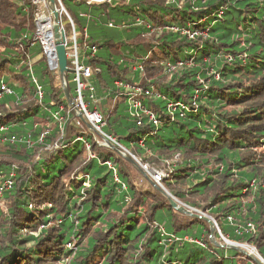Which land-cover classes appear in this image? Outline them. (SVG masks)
<instances>
[{
	"label": "trees",
	"instance_id": "trees-1",
	"mask_svg": "<svg viewBox=\"0 0 264 264\" xmlns=\"http://www.w3.org/2000/svg\"><path fill=\"white\" fill-rule=\"evenodd\" d=\"M60 1L91 70L93 100L85 92L84 102L102 116L104 133L163 173L173 200L264 262V0ZM37 12L33 0H0V86L11 91L0 98V176H15L1 199L0 264H255L212 245L205 221L173 209L120 154L92 144L95 159L87 157L76 138L89 142L90 132L34 41ZM115 24L122 33L106 34ZM65 31L68 39L67 22ZM66 82L75 100L71 74ZM177 103L185 109H168ZM12 136L13 144L3 141Z\"/></svg>",
	"mask_w": 264,
	"mask_h": 264
},
{
	"label": "built area",
	"instance_id": "built-area-1",
	"mask_svg": "<svg viewBox=\"0 0 264 264\" xmlns=\"http://www.w3.org/2000/svg\"><path fill=\"white\" fill-rule=\"evenodd\" d=\"M83 2L87 6H97L101 4H108L112 0H76ZM173 1V0H171ZM55 3V9L58 16V23L60 27V31H63L65 36V50H66V58L67 62L69 61L70 66L68 69L71 71V75L73 76V83L75 84V104L78 109V111L81 113L83 119L90 125V136L91 140L89 142H86L84 138L77 137L76 141L82 143L85 148V153L87 154V157L89 159H95L93 153L91 152L92 144H95L99 148H105L110 149V145H113L115 147H119V145L116 143L115 139L112 137L106 135L104 133V120L102 116L99 114V112L94 109H89L87 104L84 102V93H89L90 100H93V89L91 85L89 84V79L91 78V70L89 67L85 66L83 62L81 61L79 47L77 44V34L75 33L74 25L72 22L71 17L68 15L64 7L62 6V3L60 0H54ZM33 4L38 7V12L36 14V31L34 35V41L37 42L41 48V54L45 58L48 69L50 71H57L58 70V64H57V57H56V51H55V38L53 33V26H54V16L50 9V4L48 0H33ZM63 19L66 20V22L69 25L70 28V35L68 36V39L66 38V31H65V24H63ZM136 22L139 24L141 21L139 19L136 20ZM147 29H152L150 25H146ZM167 30L170 31H176V28H168ZM86 35V30L83 31ZM181 34L186 35L189 39H192L194 35H192L189 31H183ZM195 35H198L197 33ZM90 56H93L96 52L95 47H91L89 49ZM28 66H30V61L28 62ZM178 66H181L179 63ZM169 71L173 70L174 68L170 65H167ZM133 71H141L142 67L139 65H135L132 69ZM34 82V80H33ZM36 85V82H34ZM119 88H123L124 90L128 92H138L136 88H131L129 86L123 85L121 83L115 84ZM37 92H38V98L42 99V91L40 87L37 86ZM11 91L9 88L1 84L0 86V98L3 95L10 94ZM148 92H145V95H148ZM129 109L131 111V115L137 119V124L140 125L141 123V116L140 111H143L141 102L136 99L135 96L129 101L128 103ZM178 108L185 109V107L179 103L177 104H168V109L170 111H175ZM64 111V108L61 106L58 108V112L55 113V118L57 120H61L60 114ZM59 115V116H58ZM144 115L148 117V119L152 122L154 126L157 125V121L153 118L151 114L144 111ZM7 132V127L0 126V136ZM3 141H9L10 144H13L16 141L15 137L10 138H4ZM27 145L30 147L31 143L30 141L27 142ZM54 148H57L56 146ZM121 148V147H120ZM120 155H123L125 153V150L121 148ZM106 165L112 169L110 163H106ZM143 169L146 171V173L149 175V179L156 184L157 186H161V181L164 179L163 173H158L156 171H153L149 169L147 166H144ZM14 172L10 173L8 176H0V200L3 197V194L5 191L11 189L13 185V179H14ZM113 179L115 183L120 184V181L117 177V175L114 173ZM48 208L51 206L48 205ZM59 223V221L57 222ZM250 231H253L252 226H248ZM176 240V239H175ZM183 241L187 242H194L197 244H200L197 241H192L191 239L184 238ZM70 245H68L69 247Z\"/></svg>",
	"mask_w": 264,
	"mask_h": 264
},
{
	"label": "water",
	"instance_id": "water-1",
	"mask_svg": "<svg viewBox=\"0 0 264 264\" xmlns=\"http://www.w3.org/2000/svg\"><path fill=\"white\" fill-rule=\"evenodd\" d=\"M48 2L50 4V9H51L53 16H54L53 33H54V38H55V51H56V57H57L58 72H59V76H60V79H61L62 85H63L62 89H63V93H64V98L66 100V103H67L69 109L74 113V115L86 125L88 130H91L90 125L83 119L81 113L78 111L76 104H75L74 100L71 98L69 90L67 88L66 75L70 74L71 71L67 67L66 50H65V46H64L65 36H64L63 31H60V27H59V23H58V16L56 13L54 0H48ZM110 149L112 151L120 154V148L115 147L113 145H110ZM127 154H123L122 157L125 158V160L131 166H133L143 178H145L149 183H151V185L169 201V204L173 209H175L178 212H180L184 215H187L191 218L203 220L210 226V238H209V240H210L212 245H214L215 247H218V248H231L228 245L227 246L221 245L215 241V239H214L215 238V224L213 223V221L211 219H209L206 216L200 215V214L192 213L191 209H189L183 205H179L175 200H173V198H171L167 194V192H165L160 186H157L156 184H154L149 179V177L147 176L145 171L141 168V166L137 163V161L134 159L133 156H131L129 153H127ZM232 249H235L238 252H240L241 254L246 255L255 264H263V261L259 257H254L251 254L246 253L245 251L238 249V248L232 247Z\"/></svg>",
	"mask_w": 264,
	"mask_h": 264
},
{
	"label": "rangeland",
	"instance_id": "rangeland-1",
	"mask_svg": "<svg viewBox=\"0 0 264 264\" xmlns=\"http://www.w3.org/2000/svg\"><path fill=\"white\" fill-rule=\"evenodd\" d=\"M127 21H128V19H127ZM63 24H66V20L65 19H63ZM120 26H121V24L119 25V24H115V27H113V28H109V29H106V34H108L109 36H119V34H121L122 32H121V30H120ZM84 27H85V29L86 28H88V24H87V22L85 21V23H84ZM93 31H94V28H90L89 29V32L90 33H93ZM67 34H68V32H67ZM123 38V36L121 35L120 36V39H122ZM41 58V56L40 55H38V57L37 58H35L34 57V59H32L31 58V60H29L30 61V64H31V61H35L36 59H40ZM71 74V73H70ZM34 82H36V87L38 86V81L36 80V79H34ZM58 84L60 85V86H63L62 85V81H61V79H59V81H58ZM66 84H67V82H66ZM39 87V86H38ZM39 99V98H38ZM39 101H40V99H39ZM75 101V100H74ZM62 113H64V112H62ZM59 116V115H58ZM62 119L61 120H55V121H57L58 123L60 122V123H62V121H63V117H61ZM85 125V124H84ZM86 126V125H85ZM89 132H90V130H88ZM59 147V145H58V143H56L55 142V144L53 145V147H47V149H56V148H54V147ZM118 148H120V147H118ZM111 150V149H110ZM122 149L120 148V151H121ZM124 154H127V152L125 151V153ZM128 155V154H127ZM121 157H122V155H120ZM135 159V158H134ZM136 160V159H135ZM138 163V162H137ZM139 164V163H138ZM140 165V164H139ZM141 166V165H140ZM141 168L143 169V166H141ZM144 170V169H143ZM145 171V170H144ZM145 173H146V171H145ZM147 174V173H146ZM147 176L149 177V175L147 174ZM161 187V186H160ZM178 203V202H177ZM179 204V203H178ZM179 205H181V204H179ZM4 207V205H3V202L0 200V208H3ZM191 212L192 213H196V214H200V213H198L197 211H195V210H191ZM201 215V214H200ZM203 216H205V215H203ZM207 217V216H206ZM209 218V217H208ZM210 219V218H209ZM213 221V220H212ZM213 223L215 224V222L213 221ZM208 227H209V230H210V226L208 225ZM218 236V238H214L215 239V241L217 242V243H219V244H221V245H228V246H230L231 248H225V249H232V247H234V248H238V249H241V250H243V251H245L246 253H249V254H251L252 256H254V257H259V255L257 254V252L255 251V249H253L252 247H249V246H247V245H238L237 243H234V242H232V241H230V240H228L227 239V237H223L221 234H220V232L218 231V228H217V226H216V224H215V236ZM209 238H210V235H209ZM66 248L68 249L69 247H68V245H66ZM244 255V254H243ZM246 256V255H245ZM260 258V257H259ZM261 259V258H260ZM262 260V259H261ZM263 264H264V262H263Z\"/></svg>",
	"mask_w": 264,
	"mask_h": 264
}]
</instances>
